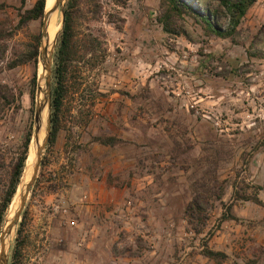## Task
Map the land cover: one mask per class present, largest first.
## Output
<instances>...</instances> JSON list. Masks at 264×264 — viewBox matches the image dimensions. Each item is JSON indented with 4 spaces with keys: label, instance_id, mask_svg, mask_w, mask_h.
<instances>
[{
    "label": "rangeland",
    "instance_id": "obj_1",
    "mask_svg": "<svg viewBox=\"0 0 264 264\" xmlns=\"http://www.w3.org/2000/svg\"><path fill=\"white\" fill-rule=\"evenodd\" d=\"M35 1L0 0L6 46L0 85L13 94L0 114V203L34 125L38 53L36 64H8L36 45L39 52L43 16L23 22ZM99 2L97 13L89 5L76 19L72 80L81 88L65 99L56 141L44 147L8 241V264L23 213L20 264L105 262L104 249H72L79 236L52 209L60 203L69 211L65 219L84 220L71 202L86 200L83 180L93 197L101 192L111 199L91 210L98 220L111 210L118 222L122 244L110 251L120 264H264V206L247 199L261 190L264 200V0L248 8L228 37L207 33L185 8L163 24V0ZM178 2L227 27L224 17L210 14L217 0ZM54 14L55 34L62 16L60 9ZM87 42L92 47L83 55ZM102 135L123 141H93ZM74 178L80 187L71 192ZM13 206L14 197L4 218ZM225 209L236 218L217 226ZM205 245L226 256L205 257Z\"/></svg>",
    "mask_w": 264,
    "mask_h": 264
},
{
    "label": "trees",
    "instance_id": "obj_2",
    "mask_svg": "<svg viewBox=\"0 0 264 264\" xmlns=\"http://www.w3.org/2000/svg\"><path fill=\"white\" fill-rule=\"evenodd\" d=\"M46 0H36L33 4L32 8L26 10L23 16V22L28 21L30 19H37L43 16L44 7ZM218 6L211 10V16L221 19L225 18L227 20V27H218L214 23H212L211 19L207 15H203L195 11L192 7L181 6L178 0H163V4L165 7V20H163V24L167 25L168 21L171 20L172 15L181 16L183 13V8L189 10V15L194 17L197 21L203 24L205 31L209 34H214L219 37H228L233 35L236 30V27L240 23V20L245 15L248 8L256 1V0H217ZM99 0H66L63 7V25L61 31L57 36V45L55 52L52 58V83H51V101H50V131L47 139L48 145H53L56 141V137L58 131L61 128V112L62 107L64 105V101L71 92H76L81 88V83H75L73 79L72 67L73 61L78 57V44L76 40V19L79 14L82 12L84 7L89 5L95 8L94 12L97 13L100 9ZM1 8V4H0ZM192 12V13H191ZM166 28V26H165ZM167 30V29H166ZM85 50L83 51V55H86L87 51L91 49L89 42H87ZM6 52V46L0 42V61L3 59ZM37 53H38V45H36L29 56H25L24 58H20L19 60H13L8 64V67H14L18 64L25 63L27 61L32 60L35 64L37 62ZM35 79L36 74H34L31 79L32 87H35ZM76 85V86H75ZM32 88V89H33ZM13 100L12 92L5 85H0V114L1 108L7 107L11 101ZM3 111V110H2ZM31 137V130H28L24 142L21 153L16 159L11 172L8 185L3 193V197L0 203V230L1 224L4 220V216L6 211L11 203L17 186L20 182L21 175L24 170V166L28 156V148ZM93 141H96L103 145L113 146L118 142L123 141L121 138L106 135V136H95ZM247 199L252 200L253 202L264 206V202L259 199L256 195L253 197H248ZM236 216L232 213L226 214L223 210L221 218L218 220V224L224 222L228 219H235ZM25 224V213L22 214V219L19 222V226L17 229V238L15 246L13 247L11 254L10 264H20V253L21 246L23 244L21 235L23 231V227ZM203 255L209 259L218 260L224 258L226 255L222 251H216L208 246H204Z\"/></svg>",
    "mask_w": 264,
    "mask_h": 264
},
{
    "label": "water",
    "instance_id": "obj_3",
    "mask_svg": "<svg viewBox=\"0 0 264 264\" xmlns=\"http://www.w3.org/2000/svg\"><path fill=\"white\" fill-rule=\"evenodd\" d=\"M63 1L64 0H53V3L50 7L46 8L44 7L43 12V28H42V42L41 46L38 52V62L40 64L41 71L39 73L41 77L42 84H39V76L37 80L36 85V106L34 111V125L33 130L31 132L30 142H29V148L32 147V153H33V160L31 162L32 172L30 179L24 184V187L20 190L19 185L17 186L15 195H14V203L15 206L10 210V213L7 217L4 218L1 230H0V264H8V254H7V245L8 241L11 237V233L15 226L17 225L22 208L24 207L26 198L28 196V193L35 181V178L38 173V169L41 162V156L42 152L44 150V147L47 143L49 131H50V101H51V75H52V58H53V52H54V46L56 44L57 36L59 32L61 31L62 25H63ZM46 4V1H45ZM60 9L61 11V22H60V28L55 33L53 44L51 46V49L46 52V49L43 47V38L45 36V22L48 19L49 16L54 14V12ZM41 94V96H39ZM44 106L47 107V118H46V133L43 140H40V133L43 126L42 121V112L44 109ZM29 152V149H28ZM25 167V166H24ZM22 176V175H21ZM10 216V217H9ZM8 222V224H6ZM5 236H8L7 239H5Z\"/></svg>",
    "mask_w": 264,
    "mask_h": 264
},
{
    "label": "crops",
    "instance_id": "obj_4",
    "mask_svg": "<svg viewBox=\"0 0 264 264\" xmlns=\"http://www.w3.org/2000/svg\"><path fill=\"white\" fill-rule=\"evenodd\" d=\"M262 158H264V150H263V153L261 154ZM73 175L71 174V177ZM73 182H74V185L71 186L70 190L71 189H78L79 190V185L78 182L76 181V179L74 178L73 179ZM80 182H83V190L80 191V192H83V194L86 195V200L83 199V197L81 196L79 199H74L72 200V204L74 205V209H75V212H77V214L79 215H85V218L84 220H80L79 223L76 222V225L75 226H69V230L70 231H73L77 234H75L77 237L79 236V239H78V243H69L72 247V249H76V244H81V245H85V248L86 247H93L96 249H104L105 252L104 253V256H102L101 258H105V262L103 261H100L99 264H120L118 263V259L117 258H113L112 257V251H110V249L113 248V245H121L122 244V241L118 239V231H117V227H116V224H118L117 221H113V217H112V212L111 210L110 211H104V218H102L101 220H98L97 218H94L96 216H92V210L91 208H96V209H99L103 206L104 203H107V204H111V199L109 198V196H106V193L103 195V196H100L101 192H98L94 197L92 196V193L90 192V189L88 191H86V188H85V183H87V180H83V181H80ZM90 182V181H89ZM81 186V187H82ZM138 189V188H137ZM71 192H73L71 190ZM261 190L259 191V194H256L257 197L259 199H261L262 201L263 198L260 194ZM88 198V199H87ZM88 201L90 203H88ZM112 204L113 206H115V201L112 200ZM98 203H103V204H98ZM117 203V202H116ZM99 205V206H98ZM116 207V206H115ZM116 210V209H115ZM116 222V224L114 223ZM121 225H122V220L119 222ZM125 224V222H124ZM130 224V223H129ZM126 225H128L127 223L124 225V227H126ZM129 228V227H128ZM131 228V227H130ZM60 229H64V228H60ZM121 228H118V230H120ZM116 242V244H115ZM69 245V246H70ZM84 247H82L83 249ZM88 249V248H86ZM88 253H91L92 255V251H89ZM87 259V257L85 258ZM112 259V260H110ZM91 260H93L91 258ZM92 261H90V264H91Z\"/></svg>",
    "mask_w": 264,
    "mask_h": 264
},
{
    "label": "bare ground",
    "instance_id": "obj_5",
    "mask_svg": "<svg viewBox=\"0 0 264 264\" xmlns=\"http://www.w3.org/2000/svg\"><path fill=\"white\" fill-rule=\"evenodd\" d=\"M50 2V3H47ZM53 3V0H47L46 1V8L50 7ZM55 23H56V14H52L51 16L48 17V19L45 22V36L43 38V47L46 49V45L47 43L50 41L52 35L54 34V32L56 31V27H55ZM55 35V34H54ZM54 35L51 39V41L49 42V44L47 45L49 49H51V46L53 44V39H54ZM40 76V75H39ZM41 96V94L39 95ZM46 118H47V107L44 106L43 112H42V121H43V126H42V130L40 133V140L42 141L43 138L45 137V133H46ZM33 160V153H32V147L29 149V157L27 158V165L24 167L22 176H21V181H25L23 184L19 185V189L21 190L24 187V184L30 179L31 176V172H32V167H31V162ZM6 224H8V222H6ZM8 236H5V239H7Z\"/></svg>",
    "mask_w": 264,
    "mask_h": 264
},
{
    "label": "built area",
    "instance_id": "obj_6",
    "mask_svg": "<svg viewBox=\"0 0 264 264\" xmlns=\"http://www.w3.org/2000/svg\"><path fill=\"white\" fill-rule=\"evenodd\" d=\"M130 201L128 200L126 202V205H130ZM52 209L55 213H58L61 217L64 218L65 222L69 225V226H75L76 222L74 219H65V217L67 216V214L69 213L68 208L60 203H55L52 205Z\"/></svg>",
    "mask_w": 264,
    "mask_h": 264
}]
</instances>
